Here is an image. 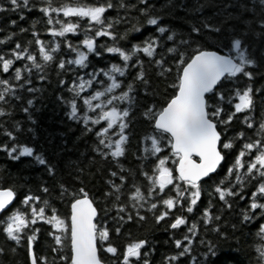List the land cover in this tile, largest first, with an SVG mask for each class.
<instances>
[{"label": "snow or ice", "instance_id": "6c2138e0", "mask_svg": "<svg viewBox=\"0 0 264 264\" xmlns=\"http://www.w3.org/2000/svg\"><path fill=\"white\" fill-rule=\"evenodd\" d=\"M230 3L231 0H183L186 15L196 18L179 17L188 30L178 32L168 24L158 23L163 16L177 18L172 11H163L168 6L156 8L148 0H0V12L38 11L45 24L44 32L50 37L41 39L34 21L31 39L23 45L17 41L14 47L0 51V136L6 137L0 142V152L11 161L30 157V163L42 166L51 178L60 170L58 156L66 144L55 145L51 156H46L21 142L16 133H31L33 129H24L21 121L12 119L19 110L35 124L32 109L36 94L43 88L33 86L32 77L35 74L36 80H47L49 66L55 67L58 85L67 92L56 95L65 116L80 123L82 135H93L85 156L89 164L69 163L75 168L70 188L58 182V199L65 204L66 215L61 216L52 203L45 182L35 190L0 183V235L15 245L10 252L24 249L27 264H106L101 253L111 257V264H151L150 256L157 246L153 240L147 236L133 239L128 234L121 249L111 242L113 229L109 226L114 223V231L120 235L129 222L145 221V212L151 214L156 225L170 221L165 231L175 250L163 254L159 264H181V259L185 264H245L240 258L239 237L234 238L236 247L225 249L206 238L211 232L219 240L229 239L219 224L222 215L210 211L214 207L212 200L218 199L221 211L237 209L241 227L255 228L249 233L252 241L247 245L254 255L248 256L246 264H264V115L254 114L256 95L264 93V84L254 87L256 78L264 77V45L257 55L255 43L249 39L264 38V0H258L259 9L255 3H240L239 8L250 14L246 18L229 11ZM111 9H115V16L107 15ZM205 9L211 14H205ZM118 25H126L123 32ZM145 25L155 26L156 34L129 42V34H139ZM67 34L83 38L73 43ZM15 35L4 36L0 45H6ZM98 38L104 42H98ZM121 41L129 42L130 47H122ZM61 48L64 54L57 60ZM161 48L165 50L158 52ZM104 53L117 54L122 65L106 62L105 67H97L90 55L103 59ZM140 53L149 58L159 76L167 78L175 69L174 83L168 85L172 93L159 104L138 101V90L147 95L150 87ZM133 59L135 64L131 63ZM14 61L23 63L16 66ZM129 68L140 70L125 83ZM260 103L264 104V96ZM238 114L243 117L239 131L232 127ZM137 122L148 128L137 139L142 153L139 158L142 162L149 157L155 159L151 174L143 168L139 170L146 185L136 181L135 171L119 163L136 135ZM8 123L11 128L6 126ZM229 132L233 135L229 136ZM60 135L63 138L65 134ZM97 162L116 165L115 170L110 166L96 170L107 177L103 209L84 184ZM221 170L223 175L218 176ZM76 183L80 187L76 188ZM20 188H24L23 193ZM205 188L209 190V202L196 219L190 220L200 207ZM21 195L19 204L12 207ZM177 208L180 212L174 214ZM201 224L203 235L199 231ZM44 226H48L46 234L53 243L44 246V254H40L34 244ZM182 226L185 231L177 238L175 233ZM236 230L234 224L233 231ZM3 254L5 249L0 247Z\"/></svg>", "mask_w": 264, "mask_h": 264}, {"label": "trees", "instance_id": "16d2710c", "mask_svg": "<svg viewBox=\"0 0 264 264\" xmlns=\"http://www.w3.org/2000/svg\"><path fill=\"white\" fill-rule=\"evenodd\" d=\"M129 2L135 3V0H129ZM223 2L228 3L229 0H223ZM148 3H152L156 8H160L161 5H167L168 7L164 8L163 11H172L174 16L177 17L173 19L170 16H163L161 21H158L159 24H168L173 27L175 30L179 31H187V25L183 22V20L179 19V17H184L185 19H195L196 17L185 13V8L183 4V0H148ZM244 3L247 5H251L253 3L256 4L257 9H259L258 0H231L229 11L235 13H240L242 18L248 17L250 14L242 11L239 8V4ZM123 12H121V15ZM162 14V13H158ZM205 14H211L210 10L205 9ZM108 16H115V9H111L107 13ZM132 15H136V12H133ZM24 17L21 19V17ZM12 21H15L13 24ZM36 21L35 30L40 33V38L43 40H49L50 37L44 32V21L41 19V14L35 9H25L21 12H0V39H3L4 36L9 33H15L16 35L7 42L6 45H0V51H7L8 48H12L15 46V43L19 41L22 45L29 39H31V32L33 31V22ZM238 23V22H237ZM126 25H118L117 28L119 31L123 32ZM21 28L26 29L27 31L21 33L19 30ZM155 33V26H147L145 25L142 28L139 34L130 33L128 37L129 42H138L149 34ZM68 38L72 40L73 43L82 39L81 35L73 36L72 34H67ZM213 38L216 37L213 35ZM107 38H104L106 40ZM176 39H180L179 36ZM249 39L255 43V54H259V50L262 45H264V38L260 37H249ZM98 42H104L103 40H99ZM126 41H121L122 47H130V43ZM166 46H170V42H164ZM33 50H35V46L33 44ZM165 49L161 48L158 52H163ZM63 48H61L59 55H63ZM139 58L143 61V69L145 72L146 78L150 81V87L147 89V95L143 91H139L138 101L142 104H159L166 95H170L172 93V89L168 87V85L174 83L175 77V69H173L170 76L165 78L164 76H159L157 74V70H155L154 65L149 64V58L144 56L143 53L139 54ZM90 59L97 67H105L106 62H117L122 65V61L119 60L117 54H103V59L97 58L90 55ZM23 61H14L16 66H21ZM131 63L135 64V59L131 61ZM139 68L136 69H127L126 70V79L125 83L133 80L136 75V72L139 71ZM48 73V79L45 81H38L35 78V74L33 75V86L42 87L43 91L37 93L36 100L34 101L35 108L32 109L33 118L35 120V124H32L27 120V117L24 113L19 110L16 111L15 115L12 117L14 120H19L22 122V127L27 129L31 127L33 132L31 133H16V135L20 138L21 142L32 146L36 151L44 153L46 156H51L53 152V148L57 144H66V149L63 150L62 155L58 156L61 160L60 170L58 171L55 178H51L44 171L42 166L35 164L34 162L30 163V157H21L18 161H11L8 159L5 153L0 152V183H3L4 186H9L13 183L18 187L21 185L30 186L34 190L38 188V185L41 182H45L46 186L50 189L52 196V203L58 208L61 216L66 215L67 208L65 204L61 203L58 199L59 197V187L58 182L64 183L65 187H71L72 179L75 176V168L73 166H69V163L72 165L79 164L80 166H85L89 164V161L85 159V156L89 154L88 146L93 143V135L86 134L82 135V129L79 122L69 121L65 116V108L63 105L58 104L56 101V95L58 93L63 92L64 95H67L65 89L61 88L57 82V71L54 66H49L46 69ZM70 80V77H69ZM264 84V77H257L254 82V87H260ZM154 93V95H153ZM261 96H264V93H259L256 95V108H255V116L260 117L264 115V104L260 103ZM227 107V105H225ZM138 116V112L135 113ZM243 119L242 116L238 114L237 119L232 123V127L239 131L242 126L239 123V120ZM11 128V123L6 125ZM71 129V131H69ZM147 125L142 122H137L136 124V135L132 137L131 142L127 146L126 155L119 158V163L124 166L126 169H130L136 172V181L138 183H143L146 185V181L143 180V177L139 175V170L143 168L145 171H148L151 174L152 164L155 162L154 158L149 157L148 160L141 161L139 157L142 156V153L138 151L137 139L140 135H142L145 131H147ZM61 133H64V137H61ZM251 134V133H249ZM229 136L233 135L232 132H229ZM79 137V139H77ZM6 137L0 136V142H3ZM239 145H237L238 149ZM85 154L82 156L81 154ZM135 153V154H134ZM165 155L167 152L164 153ZM159 155V154H158ZM169 164L171 161L168 162ZM112 167L114 170L116 169L115 164H104L101 165L99 162L91 166V173L88 176H91L89 180L88 176L84 178V184L87 187V190L90 192V195L98 198L99 200V208L103 209L105 207V203L103 201L102 193L106 190L104 185V180L107 177L102 172H97L98 168H107ZM227 165H225L226 167ZM95 173V175H92ZM11 174V176H9ZM223 175V170L218 173V176ZM25 178L26 184H25ZM218 177H213V180ZM118 182V181H117ZM131 178L129 179V183H131ZM212 181H206V184H210ZM75 187H80L79 183L75 184ZM127 190V189H126ZM146 191V187L143 189ZM21 193H23L24 188H20ZM208 189L205 188V192L203 194L202 199L199 201L200 207L195 209V216H190V220L196 219L200 215V212L203 207H205L209 202ZM22 195L15 200V203L12 207H16L19 204ZM212 203L214 207L210 209L213 215H222L223 219L219 221L221 230L226 232L229 236L228 240H219L218 237L209 232L207 234V239L212 240L214 243H218L221 249L236 247L234 243V238L239 237L240 240V248H241V257L245 260V264L247 262L249 255H254V253H249L247 245L252 241L251 235L255 231L254 227L244 226L241 227L236 218L237 209L229 210L227 208H223L221 211L222 205L218 201V199H213ZM245 202H242L239 207H243ZM11 209H9L10 211ZM180 209L177 208L174 210V214H178ZM5 215L7 213H4ZM142 214L147 216V219L140 224H136L133 222H129L124 228L123 232L120 235H117L114 231L115 224L110 223V227L113 229L111 242L122 249L124 243L128 240V234L131 235V238H143L147 236L157 245L155 251L150 256L151 264H159L162 260V255L167 254L169 252H173L174 246L171 244V241L168 239V233L165 231L166 223H170V221H166L160 225H156L150 213L142 212ZM158 214V213H157ZM103 215V213H102ZM112 216L115 215V210L113 209ZM237 226V230L233 231V225ZM45 230L41 231L37 234V242L34 244V250L37 253L44 254V246H51L53 241L50 237H47L46 230L48 226H44ZM185 229L183 226L180 231L175 233L176 237L179 238ZM200 233L204 234L203 225L201 224L199 228ZM167 241V243H166ZM199 241L197 240V244ZM0 247L5 249V254L0 255V264H27L26 261V251L22 248L16 250L15 253L9 251L10 248L15 247L11 242H7L5 238L0 235ZM203 249H197V251H202ZM147 251V249H145ZM48 254L50 253V247ZM104 259L106 264H111V257L108 255H104ZM181 264H185L183 259H181Z\"/></svg>", "mask_w": 264, "mask_h": 264}]
</instances>
